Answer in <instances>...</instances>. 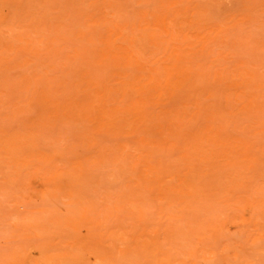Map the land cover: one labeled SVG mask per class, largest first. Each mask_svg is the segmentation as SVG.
Listing matches in <instances>:
<instances>
[{"label":"rangeland","instance_id":"rangeland-1","mask_svg":"<svg viewBox=\"0 0 264 264\" xmlns=\"http://www.w3.org/2000/svg\"><path fill=\"white\" fill-rule=\"evenodd\" d=\"M0 264H264V0H0Z\"/></svg>","mask_w":264,"mask_h":264}]
</instances>
